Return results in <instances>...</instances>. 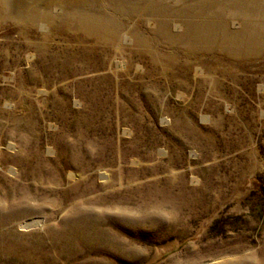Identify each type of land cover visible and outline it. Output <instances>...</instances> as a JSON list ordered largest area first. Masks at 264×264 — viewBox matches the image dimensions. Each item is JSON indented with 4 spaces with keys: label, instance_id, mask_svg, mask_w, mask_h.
<instances>
[{
    "label": "rangeland",
    "instance_id": "1",
    "mask_svg": "<svg viewBox=\"0 0 264 264\" xmlns=\"http://www.w3.org/2000/svg\"><path fill=\"white\" fill-rule=\"evenodd\" d=\"M205 1L199 46L143 3L0 9V264H264V0Z\"/></svg>",
    "mask_w": 264,
    "mask_h": 264
},
{
    "label": "bare ground",
    "instance_id": "2",
    "mask_svg": "<svg viewBox=\"0 0 264 264\" xmlns=\"http://www.w3.org/2000/svg\"><path fill=\"white\" fill-rule=\"evenodd\" d=\"M41 1L43 0H0V9L1 11H7L9 9V12L11 14L17 12L20 13L24 9H29L31 6H33V4H40ZM178 1L172 2V0H117L118 7L122 8L123 11L133 10L135 5L134 3L137 2V4L139 3L141 5L143 3L142 7L145 12L158 13L161 19L160 28L166 31H168V29L171 30L170 33H172L173 38L180 43L199 46L207 43L211 38L213 39V37L216 36V32L214 29L219 23L213 21H203L198 19L196 16L187 15L196 14L204 10H210V7H213V9H215L214 5L211 4L210 6L205 0H181L180 3H177ZM225 1L228 3V5L231 6L239 4L242 6L245 5L244 3H246V0ZM88 11L95 12L93 10ZM171 12L175 14H181L182 16L179 17V20H177L176 18L173 20H166L168 17L167 15H169V13ZM92 19L100 22L101 20L106 21V23L108 24L107 29H109L112 34H116L115 31L110 29L112 28V26L114 27L115 23H117L118 20L115 16H113L112 13L98 11L97 13L93 14ZM175 21H177L178 24H175ZM243 28L244 26L241 25L235 31H227L228 34L226 33L223 37L224 44L233 45L238 40L243 38L245 36V31ZM121 34L125 35L126 43H131V37L126 33V31H123V33ZM136 38L138 40H141V35H139L138 32ZM249 40L251 42H258V30L256 28L253 29V32L250 33Z\"/></svg>",
    "mask_w": 264,
    "mask_h": 264
}]
</instances>
